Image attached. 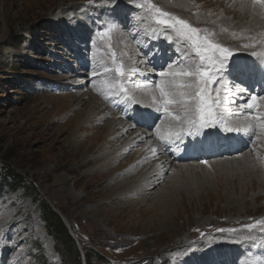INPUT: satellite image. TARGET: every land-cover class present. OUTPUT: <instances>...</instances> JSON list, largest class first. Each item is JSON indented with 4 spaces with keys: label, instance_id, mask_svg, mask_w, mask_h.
Listing matches in <instances>:
<instances>
[{
    "label": "rangeland",
    "instance_id": "1",
    "mask_svg": "<svg viewBox=\"0 0 264 264\" xmlns=\"http://www.w3.org/2000/svg\"><path fill=\"white\" fill-rule=\"evenodd\" d=\"M174 2L151 0L162 11L214 33V42L233 52L230 63L236 55L240 56V63H244V58H261L252 53H264V36L249 39L241 34V28L230 30L227 22L225 26L231 37L228 34L223 37L222 25L212 27L204 21V14L212 9L220 12L222 18H231L234 25H241L242 15L225 2L220 5L219 0H183L196 5L193 11ZM146 4L147 0H94L92 4L89 0H0V233H3L0 234V264H253L257 259H264V233L259 227L243 228L264 219V129H258L261 136L254 134L252 141L245 140L243 150L241 144L239 151L235 148L237 152L231 156L220 155L210 160L202 155H206V149L194 151L195 154L185 160V166L173 161L171 153L167 152L171 146L162 145L154 139L155 135H146L145 141L126 149L123 139L127 133L119 138L108 134L107 121L129 119L124 113L131 105H113L121 89L126 88L130 96L143 103L136 79L142 82L152 79L149 81L152 83L158 77L135 75L126 78L124 86L112 89L108 85L115 84L114 73L93 77L92 72L100 73L103 67L112 66L113 52L117 62L124 63L126 68H133L129 65L132 61L137 62L134 68L138 67L141 72L150 68L141 63V48L136 43V49L131 42L137 33L140 42H147L152 51L158 50L157 67L166 64L170 57H176L173 46L184 54V46L179 42L171 46L161 39L152 42L159 34L166 33L153 22V12L147 6L141 7ZM109 17L124 28H116L110 41L102 40L98 32ZM222 18L216 23L225 22ZM242 27L245 33L243 24ZM244 44L252 46L245 48ZM257 82L249 84L250 92H259L261 81ZM142 105L153 109L149 98ZM254 109H247V116H255ZM86 112L93 115L88 117ZM225 117L231 116L223 114ZM244 117L239 119L244 120ZM79 119H84L87 129L76 133ZM137 128L128 130L143 134L136 131ZM81 133L83 149L93 142L98 148L106 136L112 137L106 141V147L119 159L117 165L121 167L117 173L134 168V172L116 175L112 183L119 180L127 183L139 175V188L145 192L130 195L131 206L121 200L107 201V194L101 189L109 188L108 176L96 189L92 185L95 179H88L84 174L75 188L71 181L68 187L86 195L74 204L73 213L71 207L67 210L66 203L68 205L71 197L67 191H59L61 187L54 181L62 174L73 179V173H66L64 168L75 167L76 158L69 157V153L77 143L73 142V137ZM189 139L186 138L185 143ZM144 144H147V152L157 150L154 160L144 162V155L139 151L132 158L131 153L142 149ZM96 147L89 154L92 163L82 171L92 169L90 166L98 162L93 159L100 153L95 152ZM202 160H207V165L202 164ZM241 161H249L247 169L242 167ZM154 162L159 167L156 166L160 180L157 179V184H153V173L147 176L144 169ZM47 165H56L58 171H48ZM250 172L260 173L256 187L259 184L261 189L256 192L252 189L255 176H245ZM88 193L96 196L90 198ZM48 205L54 211L53 218L62 222L67 234L56 224L55 230L46 224ZM79 205L84 206L76 210ZM82 207L88 210L85 219L79 212ZM201 232L205 233L203 237ZM179 249H183L180 250L182 257L176 259L173 255Z\"/></svg>",
    "mask_w": 264,
    "mask_h": 264
},
{
    "label": "snow or ice",
    "instance_id": "2",
    "mask_svg": "<svg viewBox=\"0 0 264 264\" xmlns=\"http://www.w3.org/2000/svg\"><path fill=\"white\" fill-rule=\"evenodd\" d=\"M250 2L253 10L257 6L264 10V0H250ZM92 3L94 0H89V4ZM145 6L153 12V22L166 33L163 38L169 43L179 42L183 45L184 55L180 56V50L174 48L173 51L177 53L176 57H170L166 64L161 63L157 70L153 57L158 54V50L147 52L143 55L141 62L151 67L141 72L138 67L129 69L124 63L117 62L113 52L111 53L112 66L103 67L100 73L92 72L93 77L109 76L114 73L116 82L108 85L112 89L123 85L126 78L135 75L145 78L149 75L158 77V80L153 81V88L149 92L154 113L142 112L133 107L130 118L137 123L148 121L155 123L160 116H163L155 128L158 141L166 146L180 143L185 149L190 148L192 151L205 150L211 146L212 139L227 141L232 134H250L257 126L254 121L259 122L258 126L264 128V111H262L264 110V96L258 97L253 94L249 98L246 94L248 89L241 87V84H245L257 74L264 80V66L230 63L233 52L228 47L214 42V33L207 28L195 27L185 19L162 11L152 4L151 0H147L146 5H141V7ZM116 28L123 29L124 25H120L115 18L109 17L107 24L102 26L98 32L100 39L107 38L110 41ZM260 35L264 36V33ZM133 38L135 39V36ZM249 39L252 38L249 37ZM251 46V44L243 45L245 48ZM107 47L111 49V43H108ZM148 47V44L143 45V48ZM252 55L264 59V53L253 52ZM226 80L227 83H225ZM121 94L124 96L126 105L148 107L130 96L126 88L121 89ZM258 100L259 103H257ZM237 103L239 104L238 111L255 108L256 115L251 118L246 116L243 121L239 117L235 121L223 120L224 106ZM151 123L148 124L149 127ZM189 137L192 138L191 142L184 143ZM156 151L155 148L152 149L154 155ZM200 162L205 165L208 163L207 160ZM258 227L260 232L264 233V219L243 225V228L248 230ZM216 231L222 232L224 229ZM228 231L234 232L236 229ZM200 235L203 237L205 233L201 232ZM253 264H264V259H257Z\"/></svg>",
    "mask_w": 264,
    "mask_h": 264
},
{
    "label": "bare ground",
    "instance_id": "3",
    "mask_svg": "<svg viewBox=\"0 0 264 264\" xmlns=\"http://www.w3.org/2000/svg\"><path fill=\"white\" fill-rule=\"evenodd\" d=\"M186 1V0H185ZM203 1V0H202ZM206 1V0H205ZM208 2H210V0H207ZM175 2L176 3H178V5L180 4V5H182V6H184V7H186L187 8V10H190V11H193V10H195V8H196V5H194V6H191V5H189V4H187V3H185V2H183V0H175ZM174 2V3H175ZM219 2H221V3H219ZM219 2H218V4H220V5H224L223 3L225 2V4H227V5H229V7L232 9V10H235V11H237L238 13H240L241 15H242V20H243V25H244V27L246 28V31H245V33L243 32V30H245V29H242L243 27H242V24L241 25H234L235 23H234V21L231 19V18H229V17H226V18H222V14L219 12H217V11H215V10H212V9H210V10H208L204 15H205V17H206V19H204V21L206 22V23H209L212 27H217V28H220L221 27V25L223 26V33H221V35L223 34V37L225 36V34H228V37H231V35H230V33H228V30L230 29V30H237L238 28H241V34H243V35H247V37L249 38L250 36H259L262 32H264V18H262V15H264V10H261L258 6H257V8L255 9V10H253L252 9V7H251V2H250V0H224V1H222V0H219ZM205 4H207V3H205ZM168 5H169V3H168ZM170 5H171V3H170ZM203 6V5H202ZM217 7V6H216ZM179 10V9H178ZM177 10V11H178ZM202 10V9H201ZM176 11V12H177ZM180 11V10H179ZM209 11H211V12H209ZM214 11V12H213ZM185 12V11H184ZM205 12V11H204ZM204 12H202L201 14H203ZM215 13V14H214ZM200 14V15H201ZM211 14H214L215 16H212V17H210V15ZM142 16V15H141ZM222 18V20L223 19H225V22H221V23H216V22H219L218 20L219 19H221ZM228 22V24L229 25H231V28H229L228 30H227V28H226V26H225V24ZM143 29V28H142ZM135 30V29H134ZM137 30V29H136ZM234 31V32H235ZM238 31V30H237ZM152 33L154 34L155 33V29L154 28H152ZM159 33H161V32H158L157 34H159ZM240 33V32H239ZM231 34H232V32H231ZM165 34H159V39H161V42H163V43H166V44H168L169 46H171V43H169V42H167L164 38H163V36H164ZM139 34L137 33L136 35H135V40H132L131 42H133L134 43V45H135V48L137 49V45H138V42H139V45H140V48H141V50H140V53H141V56L143 57V55L144 54H146L147 52H150V51H152V47H148V48H143V45H145V44H148L147 42H145V41H143V42H140V40H139ZM245 37V36H244ZM152 38H153V35H152ZM241 38H242V36H241ZM246 39V38H245ZM157 37L152 41V42H156L157 43ZM229 40V39H228ZM249 40V39H248ZM250 41V40H249ZM151 42V43H152ZM252 42V41H251ZM136 43H137V45H136ZM151 43H150V45H151ZM235 43V42H234ZM246 43V42H245ZM176 44V43H175ZM174 44V45H175ZM96 45V44H95ZM95 47V46H94ZM173 49L174 48H178L177 46H173L172 47ZM91 49H93L92 47H91ZM179 49V48H178ZM256 49V48H255ZM258 49V48H257ZM180 50V49H179ZM127 51V50H126ZM129 52V51H128ZM139 53V52H138ZM176 53V52H175ZM177 54V53H176ZM179 55L180 56H183L184 54L181 52V50L179 51ZM153 59L155 60V62L157 61V59H156V56L155 57H153ZM239 59H240V56L239 55H236V58H234V60H233V63L234 64H241L240 63V61H239ZM134 60V59H133ZM132 61V60H131ZM140 61V60H139ZM160 61H162V58H160ZM243 61H244V63L243 64H259V65H261V66H264V59H262V58H244L243 59ZM133 62V61H132ZM132 62H130V66L131 67H133L134 68V65H135V63H137V62H135V63H132ZM142 63V62H141ZM143 64V63H142ZM129 66V67H130ZM100 68V67H99ZM127 68H128V66H127ZM157 69H159V67H157ZM141 77V76H140ZM143 79V78H142ZM154 79V78H153ZM140 80V79H139ZM152 80V79H151ZM151 80H147V81H138L137 79H136V85L140 88V90H139V92L141 93V97L144 99V102L149 98L150 99V97H149V92L152 90V88H153V82L152 83H149V81H151ZM155 81V80H154ZM256 81H258L257 82V84L259 83V81H261V85H259V92L258 93H252V92H250V90L248 89V86H249V84H251V83H256ZM225 83H227V80L225 81ZM124 86V85H123ZM136 87V86H135ZM134 87V88H135ZM241 87H245V88H247L248 89V91H247V96L250 98V96L251 95H253V94H256L258 97L259 96H264V95H261L260 94V92H264V80H262L261 79V77L259 76V74H257L253 79H251V80H249V81H247L245 84H241ZM263 89V90H262ZM107 90V89H106ZM137 90V91H138ZM253 91V90H252ZM264 94V93H263ZM110 96V95H109ZM124 97H123V95L122 94H120L119 95V97H118V100H117V102L116 103H114L113 105L114 106H116L115 104H117V106H121L123 103H124ZM140 100V99H139ZM71 101V100H70ZM75 101H77V100H75ZM112 101V100H111ZM113 102V101H112ZM144 102L143 103H141V104H144ZM78 103V102H77ZM80 103V102H79ZM257 103H259V100L257 101ZM124 106H129V105H124ZM124 106H123V108H124ZM133 107H135L136 109H138L139 111H142V112H153L154 113V109H149V108H143V107H141L140 105H136V106H131V108L129 109V111H126L127 113H128V115H127V117L126 118H129V119H125V122L124 121H121V120H115V119H112V120H110V121H107V131H108V134L109 135H111V136H113V137H115V138H119L121 135H122V137H123V135L125 134V133H127L125 136H124V139H123V142H124V144L126 143V149L129 147V145L130 146H133V144H136V146H137V144H140L139 142H142L143 141V139H144V141H145V136L146 135H155V131L154 132H151V131H153L155 128H156V124H158L159 123V121L160 120H162L163 119V116L161 117L160 116V118L159 119H157L156 121H155V123H151V121H148V122H141V124L142 125H140L139 123H137L135 120H133V119H131L130 117H131V109L133 108ZM238 109H239V104L237 103V104H234V105H225L224 106V112H223V114H225L226 116H231L230 118H228V117H225V118H223V120H225V121H235L237 118H235V117H239V118H241L242 116H247V114H246V111H247V109L245 108V109H243L242 111H238ZM254 109V108H253ZM255 111H256V113H257V110L256 109H254ZM262 111H264V110H262ZM113 112V111H112ZM125 112V113H126ZM90 112H86V115L89 117L91 114H89ZM122 113H124V112H122ZM124 113V114H125ZM115 114H117V113H115ZM93 115V114H92ZM113 115V114H112ZM114 116V115H113ZM87 117V118H88ZM247 117H252L251 115H248ZM87 118H86V121H87ZM111 118V117H110ZM72 119V118H71ZM94 119V118H93ZM89 120V119H88ZM126 120H128V121H126ZM241 121H243V119H240ZM89 122V121H88ZM85 121H84V119H79L78 121H77V123H76V133L77 132H79V131H81V130H83L84 128H85ZM90 123H92V122H90ZM135 123H136V125H135ZM149 123H151V125H154V127L152 128V130H150V131H148L147 129L149 128V126H148V124ZM254 123L255 124H257V126L254 128V130L250 133V134H240V135H236V134H234V135H231V138H229L227 141H225V140H216V139H212L211 140V146L210 147H207L206 148V155H205V153H201L205 158H209L210 160H214L216 157H218V156H220V155H222V156H224V157H226L227 155H230L231 156V154H234V153H236V152H234V149L236 148L237 150L241 147V144H243L244 145V147L241 149V150H243L244 148H245V145H246V141L245 140H247V142H250V141H252V138H253V136H254V134H256V133H258V135L259 136H261V133H260V131H258V129H261V130H263L264 128H261V127H259L258 126V123L259 122H255L254 121ZM90 127V126H89ZM134 127V130H135V128L136 127H138L137 129H136V131H138V132H142L143 134H141V133H135V132H131L130 130H128V129H132ZM87 128H85V130H86ZM128 130V131H127ZM127 131V132H126ZM147 131V132H146ZM151 132V133H150ZM80 133V132H79ZM81 136H82V133L80 134V135H75L74 137H73V142L74 141H77V143L74 145V147H73V149H72V151L73 152H70L69 153V157H73V159L74 158H76V162H74L75 163V167H73L72 168V166H70V167H67V168H64V170L66 171V173H68V174H70V173H73V179L72 178H68L67 177V174L66 175H61V176H59L58 178H56L55 179V183H56V185H58V186H60L61 187V189L59 190V191H61V190H64V191H67V194H68V196H70L71 197V201L70 202H68V205H67V203H66V206H68V208H67V210L71 207V212L72 211H74V208H73V206H74V204L75 203H77L79 200H81V199H83L84 197H85V195H86V193H84V194H81V193H77L76 191H73L72 190V187H74L75 188V186L77 185L76 184V182H77V180H80V179H82V177H83V175L84 174H86V175H88V179L89 178H93V179H95L94 180V182L92 181V185H94V188H96L97 189V187H98V185L100 184V182H103L106 178L105 177H109L110 179H109V182H110V185H109V188L108 187H102V189L101 190H103L106 194H107V201L109 202H113V203H115L116 202V200H121V201H125L126 203H124V204H126V205H130V203H129V200H130V195H135V194H140V193H143V192H145V190H143V189H141V188H139V184H138V180H139V175H137L136 176V178L134 177V179H132V180H130L129 182H127L126 183V180H123V181H115L116 183H112V181H114V179H115V177H116V175H117V177L120 175V173H127V172H134L133 170H134V168L133 169H128L127 171H125V172H119V173H117V170L119 169V166L117 165V163H118V161H119V159H118V157L117 156H112L114 153H113V151H109L108 149H107V147H106V141H108V140H110V138H112V137H108V136H106L105 138H104V141H103V143H101L99 146H98V148L96 147V145L97 144H95L94 142L93 143H90L88 146L86 145V147L84 148L85 149V152H84V149H83V145H82V140H83V138H81ZM245 138V139H244ZM95 139H97V138H95ZM154 139L156 140L157 139V137L156 136H154ZM189 139V138H188ZM256 139V138H255ZM92 140V139H91ZM121 140V139H120ZM244 140V141H243ZM149 141V140H148ZM157 141H158V139H157ZM92 142V141H91ZM121 142V141H120ZM191 142V139H189V141H187L186 142V144L187 143H190ZM158 143V142H157ZM160 143V142H159ZM185 143V142H184ZM108 144H110V143H108ZM73 145V144H72ZM153 145V144H152ZM158 145V144H157ZM157 145H156V142H155V146L157 147ZM182 145V146H181ZM215 145L217 146V147H215ZM258 145V144H257ZM119 146V145H118ZM135 146V145H134ZM145 146H147V144H144L143 145V147H142V149H140V150H134L135 152H133V153H131V156H132V158H135V155L137 154V152L139 151V153L140 152H142L143 153V155H144V158H143V161L144 162H149V161H151L152 159L154 160V154L152 153V152H147L146 150H145ZM221 146H223V147H221ZM97 148V151H95V152H97L98 153V151H100V153H98V155L97 156H95L93 159H95V160H97L98 159V162L94 165V163H93V165H94V167L93 166H90V167H92V169H90V168H88V170L86 171H82L81 169H85V167H86V165H88L90 162L92 163V158H91V156L89 155V154H91V152H92V150H94V148ZM106 147V148H105ZM219 147V148H218ZM226 147V148H225ZM121 148H123L122 146H121ZM158 148V147H157ZM164 148V147H163ZM225 148V149H224ZM68 149V148H67ZM82 149H83V151H82ZM124 149V148H123ZM136 149V148H135ZM159 149V148H158ZM161 149V148H160ZM159 149V150H160ZM158 150V151H159ZM187 149H185L184 148V146H183V144H175V145H171V147H169V149H168V153L170 152L171 153V155L172 156H170L172 159H173V161L174 162H176V163H178V164H181L180 166H185V164H186V162H185V160L186 159H188V158H191L194 154H195V152L194 151H192V150H190V151H186ZM214 150H215V152H214ZM137 151V152H136ZM239 151V150H238ZM94 152V153H95ZM119 152V151H118ZM117 152V153H118ZM123 152V151H122ZM157 152V151H156ZM160 152V151H159ZM185 152H187L186 154H185ZM191 154H190V153ZM116 153V152H115ZM138 153V154H139ZM30 155V154H29ZM68 155V154H67ZM159 155V154H158ZM120 156H121V154H120ZM119 156V157H120ZM162 156H163V154H162ZM166 156H168V155H166L165 154V157ZM31 157V156H30ZM38 158V156L36 157V159ZM163 158V157H162ZM239 158H240V156H239ZM240 159H242V158H240ZM34 160V159H33ZM37 160H39V159H37ZM36 160V161H37ZM58 160V159H57ZM68 160V159H67ZM94 160V161H95ZM134 160H136V159H134ZM157 160V159H156ZM162 160V159H161ZM36 161H34V162H36ZM70 161V160H69ZM74 161V160H73ZM168 161V160H167ZM194 162H198V161H196V160H193ZM33 162V161H32ZM60 162V161H59ZM71 162V161H70ZM139 162V161H138ZM210 162V161H209ZM242 163V167H244V168H246V165L248 164V162L249 161H247V162H243V161H241ZM21 163V162H20ZM23 163V162H22ZM21 163V164H22ZM73 163V162H72ZM200 163V162H199ZM33 164V163H32ZM36 164V163H35ZM145 164V163H144ZM194 164V163H193ZM158 164H156L155 162L149 167V166H147V167H145L144 169L146 170V173H147V176H151L152 174L151 173H153V175L154 176H152L151 178H153V184H157V182H159L160 180L158 179V177L156 176V174H157V170L156 169H158L159 167L157 166ZM168 165V164H167ZM48 166V165H47ZM67 165H65V167H66ZM158 168H157V167ZM121 167V166H120ZM162 167H163V165H162ZM165 167V166H164ZM186 167H188V166H186ZM185 167V168H186ZM166 168V167H165ZM183 168V167H182ZM75 169V170H74ZM247 169V168H246ZM47 170L48 171H58V168L56 167V165H52V166H48L47 167ZM74 171H77V173L76 172H74ZM159 171V170H158ZM173 171L174 172H176V173H178V170H174L173 169ZM161 172V171H160ZM256 172V171H255ZM75 173V174H74ZM79 173V174H78ZM82 173V174H81ZM142 173V172H141ZM176 173H174V174H176ZM140 174V173H139ZM260 174V173H259ZM259 174H256V173H251L250 172V175H249V173H247L245 176L247 177H253V176H255L254 177V179H255V181H253V185H254V187L252 188L253 189V192H256V191H258L257 189L258 188H260L259 187V184L257 185V187H256V180H257V178H258V176H259ZM159 175V174H158ZM163 175V174H162ZM57 176V175H56ZM160 177V176H159ZM150 179V178H149ZM157 179L159 180V181H157ZM69 181H71V185H72V187H68V183H69ZM139 181H141V179L139 180ZM162 181V180H161ZM152 182V181H151ZM80 183V182H79ZM83 183V182H82ZM85 183V182H84ZM91 183V182H90ZM108 184V183H107ZM142 185H143V183H142ZM150 185V182L147 184V187ZM79 186V185H78ZM90 186V185H89ZM157 186V185H156ZM143 187V186H142ZM242 187H244V186H242ZM255 188V189H254ZM261 189V188H260ZM90 190V189H89ZM99 191V190H98ZM97 192V191H96ZM96 192H94V194H96ZM231 194V193H230ZM247 194V193H246ZM245 194V195H246ZM88 197H90V198H92V197H94V196H96V195H94L93 196V194H92V196H91V194H89L88 193ZM241 196H242V194H240ZM65 196V195H64ZM228 196V195H227ZM61 202V201H60ZM64 203V202H63ZM80 204V203H79ZM81 206H84V205H79L77 208H76V210L78 209V208H80ZM131 206V205H130ZM62 208V207H61ZM130 208V207H129ZM165 208V207H164ZM81 209H82V211H81ZM81 209H79V212L80 213H82V217L81 218H83V219H85L84 217H88L87 216V212H88V210H87V207H85V208H81ZM92 209V208H91ZM65 211H66V208L64 209ZM64 211V212H65ZM93 212V211H92ZM99 212L100 211H96V214H99ZM73 213V212H72ZM95 214V216H97ZM98 217H100V216H98ZM102 217V216H101ZM92 219V218H91ZM96 220H97V217H96ZM100 223H101V219H100ZM234 242V241H233ZM221 244V243H220ZM177 245H179V244H177ZM223 244H221V246H222ZM221 246H220V248H221ZM177 247H179V246H177ZM178 249V248H177ZM180 250H183V249H179V250H177V251H175V253H174V255H173V257H178V258H181L182 257V252H180ZM221 250H224L223 248H221ZM184 252V251H183ZM177 259V258H176ZM188 262V261H187ZM178 263V262H177Z\"/></svg>",
    "mask_w": 264,
    "mask_h": 264
},
{
    "label": "trees",
    "instance_id": "4",
    "mask_svg": "<svg viewBox=\"0 0 264 264\" xmlns=\"http://www.w3.org/2000/svg\"><path fill=\"white\" fill-rule=\"evenodd\" d=\"M49 206V205H48ZM49 212L46 211L47 213V221H46V224L50 225V227L52 228V230H55L54 227H55V224L57 225V227H59L60 231L63 232V234H67L65 232V227L64 225L62 224L61 221L58 222L57 218H53L54 217V211L52 210V208L49 206ZM48 222V223H47Z\"/></svg>",
    "mask_w": 264,
    "mask_h": 264
}]
</instances>
